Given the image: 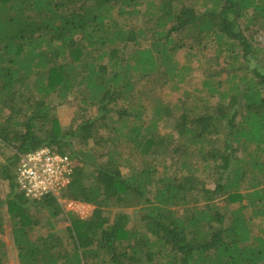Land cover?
Listing matches in <instances>:
<instances>
[{
	"label": "trees",
	"instance_id": "16d2710c",
	"mask_svg": "<svg viewBox=\"0 0 264 264\" xmlns=\"http://www.w3.org/2000/svg\"><path fill=\"white\" fill-rule=\"evenodd\" d=\"M139 15L143 26L132 25ZM263 24L264 0H0V143L13 151L0 161V207L18 264H264V47L254 40ZM210 47L197 63L203 94L167 105L143 90L176 91L191 69L176 51ZM70 99L65 128L56 107ZM122 144L141 168L123 172ZM45 147L81 163L61 196L91 205L88 218L19 190L20 156ZM167 151L180 153L182 175L147 162ZM198 162L214 169L213 187ZM136 206L141 229L105 216ZM31 208L68 221L67 242L50 221L31 238ZM8 254L0 238V264Z\"/></svg>",
	"mask_w": 264,
	"mask_h": 264
},
{
	"label": "rangeland",
	"instance_id": "374dc122",
	"mask_svg": "<svg viewBox=\"0 0 264 264\" xmlns=\"http://www.w3.org/2000/svg\"><path fill=\"white\" fill-rule=\"evenodd\" d=\"M132 25L136 26H143L142 23V16L139 15L136 17V19H133ZM264 26V24H263ZM259 32L254 34V40L256 43H258L259 46L264 47V29L261 28L258 29ZM204 56L206 57H212L214 56V51L210 47L209 49H205L203 52L195 51L190 53L187 48H181L176 51L175 59L181 63V64H189L191 66V69H189V75L186 78V81L180 85V88H178L176 91H173L170 89V86L168 85H157L154 87L153 82H150L146 85V87H139V89H143L145 91H155L160 97H162L164 103L173 104L177 102L179 99L183 98L184 95L182 94L183 91H189V93H199L203 94L202 91H197L202 88V80H203V72L202 68H199L197 66V63L200 59H202ZM221 62V59H220ZM145 104L148 106L150 105V100L146 98ZM76 103L73 102V100H69L66 104L56 107L57 115L60 119V124L62 127H68L71 123L73 113L75 110ZM151 105L150 109L146 111L147 116H151ZM171 125L172 123L170 121H164L163 123H159V131L161 134H167L171 131ZM90 146H92V142H88ZM119 151H121L124 155V157H127L129 159V165L123 166L122 170L124 173H128L130 169H139L142 167L143 158L140 154H138V151L133 150L130 146L122 144L119 148ZM13 153L12 150L7 149L3 146V144L0 143V161L3 162L4 159L8 156H10ZM180 154V153H179ZM179 154L171 153L170 151L164 152L161 154L159 158L156 160L149 158L147 162H150L156 166V168L159 169V172H162L165 168L167 169V172L169 175H177L180 176L184 173L183 170L179 169ZM166 166V167H165ZM197 166L199 167V171H197V175L200 179L205 183L206 187H213L214 180L216 177V174L214 172V169L212 167L206 169L204 164L197 163ZM7 182H1L0 183V200H3L7 193H8V186ZM224 204V202L221 200L219 203ZM93 207L91 206V209L89 211V215L86 216V219L88 218L92 213ZM30 213L32 216H34L40 223L38 226L33 229L29 233V236L31 238H36L39 235H43L46 233L47 229L50 227L51 223L53 224V228L55 231L58 232V234L61 236V238L64 240V242H67L68 239L67 236V230L66 226L68 225V221H66L63 218L60 217H49L47 214V211L45 209H34L31 208ZM118 215H124L126 217V228L130 229L132 227H136L141 229L142 228V222L140 221L141 217V209L140 207H128V208H112L109 209V211L105 212V216H107L110 223L114 221V218ZM0 216L2 218L3 223V232L0 233V238L6 242V244L9 245V254L8 258L6 260L7 264H18L17 261V252L13 247L12 244V235H11V218L6 213V207L3 205L0 207ZM50 221V225H48ZM258 220L254 221L257 223ZM258 227V224L256 225ZM256 228L255 230H257ZM67 246V245H65Z\"/></svg>",
	"mask_w": 264,
	"mask_h": 264
},
{
	"label": "built area",
	"instance_id": "2783aa9c",
	"mask_svg": "<svg viewBox=\"0 0 264 264\" xmlns=\"http://www.w3.org/2000/svg\"><path fill=\"white\" fill-rule=\"evenodd\" d=\"M76 165L81 166V163L66 154L48 147L40 148L20 156L16 184L29 200L52 196L64 214L85 218L91 205L61 196L71 181Z\"/></svg>",
	"mask_w": 264,
	"mask_h": 264
}]
</instances>
